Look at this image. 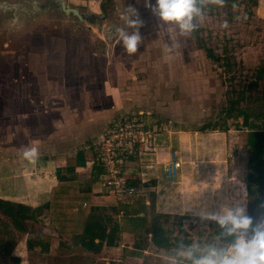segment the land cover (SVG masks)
Masks as SVG:
<instances>
[{
	"label": "rangeland",
	"instance_id": "rangeland-1",
	"mask_svg": "<svg viewBox=\"0 0 264 264\" xmlns=\"http://www.w3.org/2000/svg\"><path fill=\"white\" fill-rule=\"evenodd\" d=\"M102 2L97 11L81 10L92 19L96 16L94 24L65 15L48 0H41L37 7L31 2L24 4L27 11L21 13L0 10L1 150L7 153L9 148L22 145L25 133L30 137L45 134L46 140L60 143L61 149L69 144L65 139L71 129L78 141L68 148L72 155L67 157L74 160L76 152L82 150L90 160L92 152L86 146L98 130L132 112L142 114L147 128L156 134L228 130L234 144L230 151L234 146L239 160L228 155L232 171L219 172L214 180L223 175L222 182L234 177L239 183L221 182L223 190L203 195L228 198L232 203L239 200L242 184L247 191L248 214L254 221L264 217V157L256 158L252 153L247 144L248 129L241 117L234 116L236 109H241L264 128V0H226L223 7L210 6L206 21L188 37L159 22L144 0ZM128 5L136 8L144 21L140 29L143 43L133 56L126 54L114 31L110 34L113 26H125L121 13ZM225 21L227 27L223 26ZM166 44L173 46L171 53L165 51ZM59 51L75 60V69L65 72L60 68ZM145 100L151 101L150 109ZM26 103L29 107L23 109ZM91 103L98 112L96 122L87 126V114L92 110L86 107ZM110 105L116 109L106 117L103 112ZM226 132L214 138L224 143ZM153 142H147L144 151H150ZM146 156L126 158L122 169H130L132 175L141 162L143 166L152 163ZM127 182L140 187L136 178L128 177ZM138 193L113 194L116 208L127 206L130 212H138L142 208ZM45 212L41 210L38 218L27 220L28 232H24L0 209V264H166L178 241L189 243L197 237L211 241L219 231L215 223L197 216L181 218L154 212L147 223L137 226L107 207L98 210L95 218L106 229L117 224L118 244L109 246L76 233L82 230L78 218L70 220L73 225L67 230H48ZM153 223L164 228L170 246L153 243L146 231ZM118 226L133 234L120 235ZM27 239L41 244L30 249ZM43 244H48L47 250L41 248Z\"/></svg>",
	"mask_w": 264,
	"mask_h": 264
},
{
	"label": "crops",
	"instance_id": "crops-1",
	"mask_svg": "<svg viewBox=\"0 0 264 264\" xmlns=\"http://www.w3.org/2000/svg\"><path fill=\"white\" fill-rule=\"evenodd\" d=\"M48 1L53 2L57 9L65 15L71 14L82 21L89 19L91 24L96 22V16L93 15L92 19L88 14L81 12V10L97 11L103 3L102 0ZM60 1H63L66 6L77 8L82 18L72 12H65L59 5ZM30 2L37 7L40 5L41 0H0V10L21 13L22 11H27V7L24 4ZM15 18L16 16H14ZM52 39L57 40L56 37ZM52 44L55 46V42H52ZM59 56L60 68H64L65 72L68 69H75V60L73 58L68 59L61 52ZM29 69L31 71V67ZM140 101L143 102V100ZM144 102L146 103V108L150 109L151 101L145 100ZM27 107H29L28 103L23 105V109ZM86 108L92 110L91 113L87 114L86 123L88 126V124L96 122L95 113L98 112V108L95 103H91ZM115 109L116 107L113 105L107 106L103 114H107L106 117L110 113L113 115L112 111ZM78 114L76 116L77 119L79 118ZM23 117H25V114ZM23 126L26 125L24 124ZM71 128H74V126L72 125ZM102 131L98 130L94 139L99 137ZM73 132L76 131L70 129V135L65 139L69 144L61 149L58 148L60 143L57 144L54 140H46L47 138H44L45 134L39 135L36 133L32 137L25 133L24 143L22 142L23 144L17 147L13 146L14 149L9 148L7 153L0 148V198L30 206L35 210V218H38L37 212L46 211L43 214L48 216L43 219L45 224L48 225V230H67L73 225L70 220L78 218L82 220V230L76 233L83 234L90 217H95L97 215L95 213L98 210L107 209V207H112L119 215L122 213L126 218L137 215L145 217L147 223L153 212L164 215H178L180 217L186 215L196 216L194 213L198 208L192 206L195 203L199 206H206L209 211L218 210L219 205L222 203H230L228 198L225 201L221 197H215L214 199L209 194L208 196L205 194L200 195V190L206 183L212 182L214 184L216 182L214 179L217 173L221 172L224 174L223 172L225 171L227 173L230 170L232 171L227 164L232 157L229 158L227 157L228 155L233 156V160H239V156L235 154L234 146L231 147L230 151V145L233 143L229 140L230 134L228 130L227 132L225 130H211L205 134L204 131L192 132L188 130H168L164 134H156L153 131L152 140L154 139V142L153 146L150 147L151 150L144 151L147 143H143L139 149L140 155L145 153L147 155L144 157L146 161L150 160L152 163L143 166L142 164L144 163L141 162L136 172H132V175L129 172L131 171L130 169H122L126 182L128 177L136 178L140 181V187L135 188L137 192L139 191L142 208L136 213L130 212L127 206H124L123 209L116 208L118 206L115 196L101 185V178L93 174L92 167L85 157V152L78 150L74 160L68 158L69 155H72V153L68 154V148L75 145L74 141H78L77 138L72 136ZM224 132L227 133L224 143L221 139L216 140L214 138V136L225 134ZM33 146L37 147L40 152V157L35 165L28 163L21 155L26 148ZM55 146L58 148L57 152L53 151L56 150ZM80 154L81 157L79 158ZM173 155L181 163L178 169L177 181L174 183L167 180L166 171ZM78 159H82V161L79 162ZM71 161L73 162L71 163ZM60 176L66 179H60ZM222 183H230V180L227 178ZM224 187L225 185L222 184L220 188L223 190ZM189 196L198 198L197 200L189 201ZM188 207H191V210H187ZM118 227L121 231L120 235L133 234L127 228ZM43 232L46 233L45 227Z\"/></svg>",
	"mask_w": 264,
	"mask_h": 264
},
{
	"label": "clouds",
	"instance_id": "clouds-1",
	"mask_svg": "<svg viewBox=\"0 0 264 264\" xmlns=\"http://www.w3.org/2000/svg\"><path fill=\"white\" fill-rule=\"evenodd\" d=\"M226 0H144L158 21L165 25L174 26L177 34L188 37L195 32L207 19L206 9L210 6L223 7ZM235 7V6H234ZM246 17L237 16L236 19ZM124 27L113 26L117 42L122 45L129 56L138 52L143 43L140 29L144 21L136 8L128 5L121 13ZM227 27V21L223 24ZM165 51L171 53L173 46L165 45ZM22 157L28 163L35 165L40 157L39 149L35 146L26 148ZM222 176L215 185L208 182L200 190V195L208 192L215 195L219 191ZM230 182L239 183L234 177ZM239 200L232 203H222L218 210L209 211L206 206H199L194 213L201 221L215 223L219 231L211 241H202L199 237L185 243L180 240L169 252L166 264H264V217L253 219L247 211V191L241 184ZM198 197L189 196V201ZM191 206V207H192ZM188 207L187 210H191Z\"/></svg>",
	"mask_w": 264,
	"mask_h": 264
},
{
	"label": "built area",
	"instance_id": "built-area-1",
	"mask_svg": "<svg viewBox=\"0 0 264 264\" xmlns=\"http://www.w3.org/2000/svg\"><path fill=\"white\" fill-rule=\"evenodd\" d=\"M141 115L132 112L126 117L113 119L106 124L101 135L86 146L92 152L88 163L100 168L101 185L114 195L131 196L137 192L135 186L126 182L122 165L126 158L140 155V146L153 138V132L147 128ZM180 164L173 155L166 168L168 181H177Z\"/></svg>",
	"mask_w": 264,
	"mask_h": 264
},
{
	"label": "trees",
	"instance_id": "trees-1",
	"mask_svg": "<svg viewBox=\"0 0 264 264\" xmlns=\"http://www.w3.org/2000/svg\"><path fill=\"white\" fill-rule=\"evenodd\" d=\"M208 54L212 56L210 50H208ZM235 117L242 118V124L247 127L248 134H247V144L250 147V150L255 155V157H264V128L260 127L257 123L252 122L250 120V115L244 112L241 109H236ZM81 157V154L79 158ZM79 162L82 159H78ZM83 163V162H82ZM59 171V170H58ZM93 174L99 176L101 170L97 166L92 167ZM63 176H60V179ZM0 209L11 219L12 224L18 230L28 232L27 227V220L34 219L36 217L35 210H33L30 206H27L22 203H16L10 200H5L0 198ZM183 218V217H181ZM129 219H132L135 224L138 226L139 224L146 223V218L137 216H131ZM101 222L98 221L95 217L92 216L87 222V226L84 229L83 234L86 237H91L92 240H99L105 241L109 246H116L118 244L116 230L117 224H115L112 228L107 230L105 226L100 224ZM147 233H151V240L153 243L159 247H168L170 246L169 239L165 237V230L161 227V225L153 223L151 230H146ZM92 232V234H91ZM93 235V237L91 236ZM41 242H33L31 239H27L26 245L28 248H33L36 245H40ZM48 244H43L41 246L42 249L47 250Z\"/></svg>",
	"mask_w": 264,
	"mask_h": 264
},
{
	"label": "water",
	"instance_id": "water-1",
	"mask_svg": "<svg viewBox=\"0 0 264 264\" xmlns=\"http://www.w3.org/2000/svg\"><path fill=\"white\" fill-rule=\"evenodd\" d=\"M4 4V3H3ZM59 5L63 8V10L65 12H72L73 14L77 15L78 17L82 18V15L80 14V12L78 11L77 8L75 7H69L66 6L65 3L63 1L59 2Z\"/></svg>",
	"mask_w": 264,
	"mask_h": 264
}]
</instances>
